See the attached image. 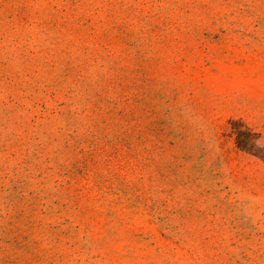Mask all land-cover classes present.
<instances>
[{
    "label": "rangeland",
    "instance_id": "rangeland-1",
    "mask_svg": "<svg viewBox=\"0 0 264 264\" xmlns=\"http://www.w3.org/2000/svg\"><path fill=\"white\" fill-rule=\"evenodd\" d=\"M246 129L264 0H0V264H264Z\"/></svg>",
    "mask_w": 264,
    "mask_h": 264
},
{
    "label": "trees",
    "instance_id": "trees-1",
    "mask_svg": "<svg viewBox=\"0 0 264 264\" xmlns=\"http://www.w3.org/2000/svg\"><path fill=\"white\" fill-rule=\"evenodd\" d=\"M246 134L250 138L248 143L249 148L257 149V151H250V154L264 162V147L258 143V140L255 138L251 130L246 129ZM237 144L243 150H246V148H248L246 147V145H244V143H240L239 140H237Z\"/></svg>",
    "mask_w": 264,
    "mask_h": 264
}]
</instances>
